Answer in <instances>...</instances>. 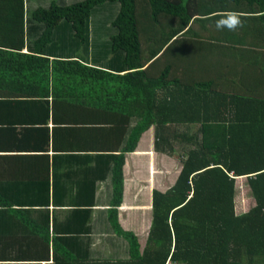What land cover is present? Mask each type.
<instances>
[{"label": "trees", "instance_id": "trees-1", "mask_svg": "<svg viewBox=\"0 0 264 264\" xmlns=\"http://www.w3.org/2000/svg\"><path fill=\"white\" fill-rule=\"evenodd\" d=\"M230 11L243 26L217 30ZM0 14V34L3 22L22 31L16 17ZM25 31L27 53L0 49V77L16 75L32 93L45 92L39 106L46 116L33 129L49 137V106L55 135L66 131L70 148L105 156L121 147L107 219L122 251L113 244L110 257L79 255V264H264V0H31ZM151 126L154 174L174 155L180 166L170 186L152 188L141 239L123 228L117 207L124 154ZM149 158L138 156L143 175ZM243 176L254 205L237 213L235 182ZM0 200L5 262L10 224L20 218L27 227L30 211L15 217L19 209ZM76 203L86 211L78 225L87 228L73 232H91L90 209ZM45 242L49 257L48 234ZM51 244L56 257L58 237Z\"/></svg>", "mask_w": 264, "mask_h": 264}, {"label": "crops", "instance_id": "crops-1", "mask_svg": "<svg viewBox=\"0 0 264 264\" xmlns=\"http://www.w3.org/2000/svg\"><path fill=\"white\" fill-rule=\"evenodd\" d=\"M30 1L0 0V12L6 11L11 17H16L23 26L22 31L13 32L3 22L2 26L6 29L3 30L5 33L0 34V45L5 46H0V49L28 52L25 28ZM20 81L16 75L0 77V183H8V186H0V198L10 200L12 209H19V215L15 214V217L23 215L27 218L30 211L31 222L27 221V227L20 218L11 222L5 237L9 244L8 252L2 253L6 260L0 262L71 264L80 261L79 255L87 254L92 259L102 255L110 257L106 254L110 253L113 244H119V250L122 251V239L117 236L111 238L112 229L107 219V210L116 195L112 173L117 159L113 155H122L121 147L114 148L108 144L107 146L112 147L108 149L118 150L104 152L105 156H99L97 150H89L90 148H70L63 141L66 131L59 130L55 135L48 105L46 118L49 137L41 135V131L33 129L38 126L32 123L46 116V111L43 112L45 109L39 106L45 92L32 93ZM25 88L29 89L27 96L22 95ZM34 99L37 101L31 102ZM153 132L154 128L151 126L141 136L136 150L124 154L123 198L117 207L123 228L135 230L142 224V218L134 220L131 217L141 214L143 210L140 207L142 202H139L142 195L140 193L159 186L156 183L159 174H154V162H151L154 159V153L150 150ZM146 153L150 155L145 166L148 173L144 168L146 175H143L138 166L143 167L145 164L140 163L138 156ZM45 155H48V159ZM76 200L86 202L80 208L90 209L88 217L91 232H73L76 228H87L86 225H78L77 218L86 216V211L80 213L75 210L73 204H77ZM20 210L24 212L21 213ZM47 234L50 241L49 257L46 256L45 248ZM56 237L58 256L55 257L51 243ZM32 245H43V248L36 247L34 252Z\"/></svg>", "mask_w": 264, "mask_h": 264}, {"label": "rangeland", "instance_id": "rangeland-1", "mask_svg": "<svg viewBox=\"0 0 264 264\" xmlns=\"http://www.w3.org/2000/svg\"><path fill=\"white\" fill-rule=\"evenodd\" d=\"M193 129H195V125ZM176 150H177L176 154H178L180 152L179 145L176 148ZM168 161L167 162L161 161V165L158 166L159 170L163 171L164 173L159 174V176H157L156 183H158L162 187H168L172 184V182L176 178L177 170L180 166V158L178 155L169 157ZM151 162H155V160L152 159ZM235 189H236V193H235L234 201H235V211L237 213L244 212L248 210L252 205H254V199L251 195V190L247 185L246 177L244 176L240 178L237 177L235 182ZM140 194L142 195L139 198V202L140 201L142 202L140 207L143 210L141 214H135L130 216L137 220H141V218L143 219L142 224L139 225L138 228H135L136 231L138 230L137 232L140 235V238L142 239L145 237L147 229L149 227L150 214L149 211H147V208L150 207V203H151V190L146 192L143 191Z\"/></svg>", "mask_w": 264, "mask_h": 264}, {"label": "clouds", "instance_id": "clouds-1", "mask_svg": "<svg viewBox=\"0 0 264 264\" xmlns=\"http://www.w3.org/2000/svg\"><path fill=\"white\" fill-rule=\"evenodd\" d=\"M242 26L243 21L240 18V14L235 11L225 13L219 20L216 21L217 30L227 29L229 31H235Z\"/></svg>", "mask_w": 264, "mask_h": 264}]
</instances>
